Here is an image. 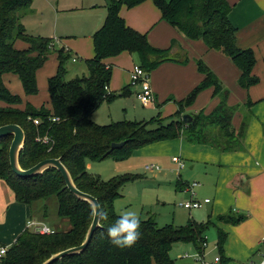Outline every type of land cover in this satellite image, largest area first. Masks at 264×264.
<instances>
[{
	"label": "trees",
	"instance_id": "trees-1",
	"mask_svg": "<svg viewBox=\"0 0 264 264\" xmlns=\"http://www.w3.org/2000/svg\"><path fill=\"white\" fill-rule=\"evenodd\" d=\"M145 0H106V18L93 35L94 56L85 61V73L68 79L67 62L70 55L61 48L55 51L56 74L47 80L48 104L50 110H37L26 104L23 110L15 107L21 99L11 94L3 83V76L15 75L25 96L38 93L36 73L47 61L52 43L30 35L21 23L25 10L32 0H0V101L8 105L0 109V126L16 124L25 135L24 145L18 156L21 169L27 170L47 159H60L69 172L75 187L94 197L100 206V227L94 232L87 248L79 254L64 257L53 264H175L169 256L171 249L179 243H191L198 254L203 253L204 232L210 221L189 220L185 226L165 225L158 227L153 219H140L141 237L131 248L115 247L107 228L118 219L113 202L119 197L120 188L138 179L136 176L123 177L102 182L87 175L85 159L101 162L108 158L116 161L127 159L131 153L144 146L183 138L187 143L209 146L220 152H235L244 149L243 140L248 119L235 131L231 120L234 110L228 106V92L215 74L201 61L197 71L203 77L185 98L177 102V111L170 121L163 124L160 119L145 122H117L99 126L91 115L114 95L107 91L111 69L103 60L126 51L136 55L139 67L149 72L167 61H186V55L174 43L168 50L152 47L145 35L129 28L119 16L125 5L133 8ZM160 12V18L178 33L191 41L200 40L206 49L218 52L233 62L239 70L237 83L247 89L258 83L253 75L255 58L251 49H240L236 43V29L229 22L230 5L226 0H152ZM16 40L24 41L29 48L16 50ZM67 78V79H66ZM212 90V98L218 103L212 112L202 111L189 114L192 124L185 125L182 116L185 109L205 90ZM124 88L120 94H128ZM251 104L248 103V107ZM38 119V125L33 120ZM54 120V121H53ZM150 124L156 127L149 129ZM12 137L0 138V179L5 182L19 204L31 206L39 200L56 197L58 216L67 219L70 229L40 235L25 229L12 243L0 264H42L50 256L69 248L79 246L93 218L89 203L78 199L66 187L61 174L54 168L31 178L16 176L9 165L8 150ZM126 143L111 148L112 143ZM244 215L231 213L219 216L222 224L238 225ZM216 243L219 260L227 234L217 228ZM227 260L222 259L221 263Z\"/></svg>",
	"mask_w": 264,
	"mask_h": 264
},
{
	"label": "rangeland",
	"instance_id": "rangeland-1",
	"mask_svg": "<svg viewBox=\"0 0 264 264\" xmlns=\"http://www.w3.org/2000/svg\"><path fill=\"white\" fill-rule=\"evenodd\" d=\"M105 18L106 0H32L24 12L22 24L28 34L47 39L53 44L60 43L73 53L75 47L82 48L83 53L78 54V58L72 54L76 63L69 60L66 64L69 79L76 74L85 73V61L94 56L93 35L103 25ZM141 34L146 36V33ZM150 35L154 43L149 41ZM146 38L152 47L159 50H168L174 43L186 55L185 63L182 64L176 60L167 61L147 72L153 101L144 106L133 95L136 87H128L130 93L120 94L123 87L129 86L131 83L130 73L133 64L139 65L138 57L123 51L116 56L105 58L103 62L110 67L112 72L109 91L114 97L110 101H103L91 115V120L95 124L104 126L122 121L150 123L151 120L156 119H160L163 124L168 123L177 111V102L185 98L194 86L198 85V79L200 81L197 71L198 61L203 62L217 78L222 80V85L229 94L227 104L234 110L231 124L235 131H240L244 111H247L248 114L252 112V115L255 116L257 112L264 114L263 53L258 56L254 53L253 73L258 79V83L243 89L237 83L238 71L230 58L215 51H206L202 41H189L178 35L172 27L165 23H157L153 26ZM55 45L57 44H54L55 51L61 49ZM14 48L26 50L29 46L24 41L16 40ZM42 67L44 70L51 69L53 73L56 72L57 57L55 52L51 51ZM194 81L197 83L191 86L195 83ZM3 83L11 94L17 95L21 99V104L17 105L16 109L23 110L28 103L37 110H50L44 78L39 77L38 93L30 97L24 95L21 84L15 75H4ZM248 103L251 104L249 107ZM215 104L216 100L211 97L210 90L205 89L185 109V114L202 111L208 115L212 112ZM7 107L8 105L0 101V109ZM155 127L156 124L148 126L149 129ZM183 140L178 138L144 146L134 150L127 159L121 161H116L113 158L101 162L85 159L84 168L88 176L102 182H108L125 175L138 177L120 188L119 197L113 202V209L117 215L123 210H133L138 213L139 219H153L158 227L165 225L182 227L189 220L211 222L212 225H208L203 234L205 239L203 253L198 254L191 243H179L169 253L175 264H233L235 258L231 257L230 259L233 260H227L226 263L215 260L220 257L216 247L217 228L223 230L218 226L216 219L223 214L216 218L210 217V205L191 211L182 208L180 204L189 201L190 194L186 190H176L178 181L187 185L196 182L199 187L195 189V199L202 201L208 198L214 202V184H217L218 177L223 175L221 172L225 170L226 166L218 160V157H216L217 159L213 157L211 149L194 147ZM173 156L182 159L186 166L185 170L180 172V178L177 176L176 165L171 162ZM151 166L152 170H150ZM222 194H224L222 191L217 192L221 199V203L217 207L227 205V199ZM0 196L1 201L4 195L0 194ZM225 207V211H227L228 206ZM30 211L33 219L42 222L52 231L65 232L70 229L68 220L58 216L57 199L54 196L32 203ZM3 213L4 208H0V217ZM26 215L27 213H24V217ZM3 219L4 217L0 218L1 244L17 238V234L15 235L17 232H14L15 236L12 233H7L8 226ZM14 220H16V216ZM225 233L227 234V232ZM225 244H223L222 254L225 258H229L226 257L227 253L225 255V250L226 252L229 250ZM231 248L233 247L230 246ZM230 253L233 252L230 250ZM198 255L202 256V260Z\"/></svg>",
	"mask_w": 264,
	"mask_h": 264
},
{
	"label": "crops",
	"instance_id": "crops-1",
	"mask_svg": "<svg viewBox=\"0 0 264 264\" xmlns=\"http://www.w3.org/2000/svg\"><path fill=\"white\" fill-rule=\"evenodd\" d=\"M226 1L231 7V11L228 16L229 22L237 30V46L240 49H251L253 50V54L255 53L257 56L258 54L260 55L261 53H263L264 56V0ZM152 3V0H145V2L143 1L133 8H127L125 5H123L119 10V16L123 19L126 26L137 31L138 33H146L147 36L149 35L151 28L157 23L167 24L166 22L161 20L159 10L154 5V3ZM174 31L178 35L185 38L175 29ZM151 38L152 36L150 35L149 41L151 43H154ZM54 44H57L60 48H63L70 55V60L72 61V63H76V59L72 56V54L77 57L78 54L81 55L83 53L80 46L75 47V49L72 46L75 50V52L73 53L70 49L63 47L60 43ZM54 44L52 43L53 52H55ZM204 49H206V47ZM206 51L212 50L206 49ZM73 59H75V61H73ZM106 66L109 67L108 65ZM237 71L239 76V70L237 69ZM55 74L56 72L53 73L51 69L44 70V68L41 67L36 73L37 85H39V77L41 79L44 78L46 80L47 88V80L53 77ZM199 76L200 81L198 79V82L200 83L203 77L201 76V74H199ZM72 78L74 77H69V79ZM220 81L223 84L222 80ZM196 83L197 81L191 86H194ZM128 87L130 86H124L123 89ZM209 90L212 95V90ZM107 91L110 92L109 84ZM136 91L137 89L133 92L134 97ZM214 99L216 100V106L218 100L217 98ZM243 115V119L247 116L249 117V122L247 124L243 140V150L223 153L209 146H197L189 143L188 145L211 149V151H213L212 153L214 154L213 157H218V160L223 162V164H225L226 166L225 170L221 172L223 173V175L219 176L217 184H214L215 201H210L209 204L204 206L208 207L210 205V217L216 218L219 215H224L227 213H231L233 215H244L246 217L245 220L240 222L238 225L218 223V226L222 227L223 230L227 232L225 243L227 244V247H229V250H227V252L225 250V255L227 253L226 257L229 258H225V256H223L222 254V259L233 260L230 259V257L235 258V260H233V264H256L260 261L262 252L264 251V114H262V112H257L255 116L252 115V112L251 114H248L247 111H244ZM181 140L183 139L181 138ZM180 160L183 163V167L181 169L177 168L178 178H180V172L182 170H185L186 168L184 161L182 159ZM187 186V184H181L180 181H178L176 183V190L185 191L187 189ZM218 191H222L224 193L222 194V196L227 199V205L224 204L223 207H217V205L221 203V199L217 195ZM0 194L4 195L3 199H1L0 201V208H4L2 217H4L3 220L8 226V228L6 229L7 233H12L13 236L17 234L16 237H18L26 229V224L29 220H36L31 217L32 214L30 211V207L24 204L17 203L15 201L13 193L1 179ZM225 206H228L227 211H225ZM24 213H27L25 217ZM15 216L16 220L13 221ZM14 232L17 233H15L14 235ZM15 240L16 239L13 238L12 240L7 241L4 245H10ZM230 246H232L233 248L230 249ZM230 250L233 253H230ZM222 259L220 260V262L222 261Z\"/></svg>",
	"mask_w": 264,
	"mask_h": 264
},
{
	"label": "water",
	"instance_id": "water-1",
	"mask_svg": "<svg viewBox=\"0 0 264 264\" xmlns=\"http://www.w3.org/2000/svg\"><path fill=\"white\" fill-rule=\"evenodd\" d=\"M182 121L185 125L192 124V118L188 114H184L182 116ZM3 137H12L8 150V161L12 172L16 176L21 178H31L41 175L45 170L49 168H54L61 174L67 189L78 199L89 203L93 210V218L85 234L83 242L77 247L69 248L64 251L53 254L42 264H53L57 261H60L64 257L79 254L84 251L89 245L94 232L100 227V206L98 204V201L91 195L83 193L75 187L69 172L61 163L60 159L43 160L27 170L21 169L18 163V156L24 145L25 135L20 126L16 124L0 126V138ZM125 143V141L119 143H112L111 148L118 149L122 147Z\"/></svg>",
	"mask_w": 264,
	"mask_h": 264
},
{
	"label": "built area",
	"instance_id": "built-area-1",
	"mask_svg": "<svg viewBox=\"0 0 264 264\" xmlns=\"http://www.w3.org/2000/svg\"><path fill=\"white\" fill-rule=\"evenodd\" d=\"M75 61V59H73ZM131 83L130 87H136L137 91L135 93V98L141 105H148L150 102L153 101V93L150 87V84L148 83V74L146 71H144L141 67L138 65H134L132 68V71L130 73ZM54 121V120H53ZM34 125H38V120H33ZM172 162L177 165L178 169H181L183 167V163L181 160L177 157H173ZM150 169H153L151 166ZM198 187L197 183H192L187 186V191L190 194V200L187 202H184L180 204V206L186 210H196V209H202L204 206L210 203L209 199H204L202 201L195 199V192L194 189ZM26 229L30 230L33 233L40 234V235H49L53 233V231L48 228L45 224L29 220L26 224ZM10 245H4L0 243V259L6 255L8 252ZM205 247V244H203ZM201 258H200V257ZM199 259L202 260V256L198 255ZM217 262L219 261V258L215 259ZM203 263V262H202ZM204 264V263H203ZM257 264H264V251L262 252L261 259Z\"/></svg>",
	"mask_w": 264,
	"mask_h": 264
},
{
	"label": "clouds",
	"instance_id": "clouds-1",
	"mask_svg": "<svg viewBox=\"0 0 264 264\" xmlns=\"http://www.w3.org/2000/svg\"><path fill=\"white\" fill-rule=\"evenodd\" d=\"M107 235L117 248L133 247L141 237L138 213L133 210L121 211L118 219L107 228Z\"/></svg>",
	"mask_w": 264,
	"mask_h": 264
}]
</instances>
